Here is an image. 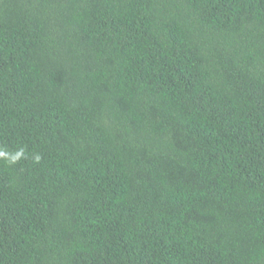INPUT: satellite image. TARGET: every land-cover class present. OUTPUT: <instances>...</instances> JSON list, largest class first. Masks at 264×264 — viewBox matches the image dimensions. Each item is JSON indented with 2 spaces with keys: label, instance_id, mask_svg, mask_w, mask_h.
I'll use <instances>...</instances> for the list:
<instances>
[{
  "label": "trees",
  "instance_id": "obj_1",
  "mask_svg": "<svg viewBox=\"0 0 264 264\" xmlns=\"http://www.w3.org/2000/svg\"><path fill=\"white\" fill-rule=\"evenodd\" d=\"M0 264H264V0H0Z\"/></svg>",
  "mask_w": 264,
  "mask_h": 264
}]
</instances>
